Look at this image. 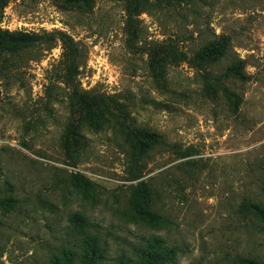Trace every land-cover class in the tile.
<instances>
[{
    "label": "rangeland",
    "instance_id": "obj_1",
    "mask_svg": "<svg viewBox=\"0 0 264 264\" xmlns=\"http://www.w3.org/2000/svg\"><path fill=\"white\" fill-rule=\"evenodd\" d=\"M149 3L132 38L129 0H6L0 36L29 43L0 52V264H49L79 241L74 212L99 234L100 264L150 236L173 250L165 264H264V225L241 210L264 198V0ZM63 35L78 92L103 104L72 95ZM221 38L227 53L206 63ZM236 58L247 80L216 83ZM141 129L164 144L141 147Z\"/></svg>",
    "mask_w": 264,
    "mask_h": 264
},
{
    "label": "trees",
    "instance_id": "obj_2",
    "mask_svg": "<svg viewBox=\"0 0 264 264\" xmlns=\"http://www.w3.org/2000/svg\"><path fill=\"white\" fill-rule=\"evenodd\" d=\"M70 3L78 4L85 2L86 0H67ZM131 6L128 12L127 22L131 27V37L134 38L133 27L135 26V18L140 13L146 12L150 7L149 0H129ZM6 6V0H0V18L2 9ZM9 39L11 41H9ZM4 38L0 36V52L6 46L12 47L14 50L27 47L29 40H18L19 38ZM63 44L67 47L71 53V59L67 68V74L65 76L68 85L71 87L72 95L79 97V103L88 105L103 104V98L99 96L88 97L85 93L80 94L78 92L76 77L78 75L79 67V49L76 43L71 37L67 35L62 36ZM229 40L220 39L218 42L208 43L204 47V60L206 63L217 62L222 59L228 50ZM169 47V46H168ZM173 52V51H172ZM169 55V54H167ZM236 80L244 82L247 80L245 72V62L242 59L236 58L232 60L231 64L224 70L221 76L214 78L216 83H221L222 80ZM223 96L227 100L232 101L234 111L237 110L240 99L239 97L230 92L225 86L223 87ZM137 141L141 147L144 148L145 142H150L153 145H163L161 135L156 133H148L146 130H138L134 133ZM142 192L144 195V201L147 206L149 186L142 185ZM260 191L264 197V182L260 186ZM241 210L252 216H258L261 219L262 225H264V198L252 199L247 198L243 200L241 204ZM134 215V212L132 213ZM137 214V212H135ZM138 215V214H137ZM133 219V217L131 218ZM68 227L71 232L78 238L79 241H74L71 245H63L60 247L56 254H53L49 258V264H100L106 258V249L102 246L100 236L96 231H91L92 225L88 222L87 218L82 214L74 212L68 216ZM156 222H161V218L156 216ZM163 240L159 237L150 236L143 243L135 245L132 248L131 255L121 253L117 256L115 264H165L171 257L173 250L164 246Z\"/></svg>",
    "mask_w": 264,
    "mask_h": 264
}]
</instances>
